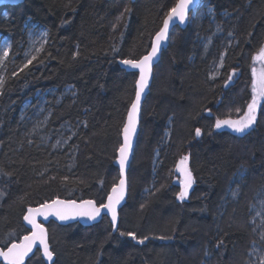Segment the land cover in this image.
<instances>
[{
  "label": "trees",
  "instance_id": "16d2710c",
  "mask_svg": "<svg viewBox=\"0 0 264 264\" xmlns=\"http://www.w3.org/2000/svg\"><path fill=\"white\" fill-rule=\"evenodd\" d=\"M176 1L26 0L0 8V38L10 43L0 87V249L28 234L22 218L29 207L56 199L104 202L117 182L112 164L137 78L117 64L148 52ZM201 5L211 16L195 21L194 12L186 29H173L153 70L118 231L112 235L106 218L90 228L49 223L53 264H246L255 242L249 209L264 188V99L243 135L216 132L214 123L239 119L251 102L253 57L264 46V0ZM26 21L47 35L37 59L20 71ZM37 95H46L48 115L35 135L20 112ZM59 133L68 142L57 151ZM184 156L195 182L180 202L182 180L174 170ZM240 171L237 198L228 201ZM119 231L148 239L134 245ZM41 262L35 253L26 264Z\"/></svg>",
  "mask_w": 264,
  "mask_h": 264
},
{
  "label": "snow or ice",
  "instance_id": "6c2138e0",
  "mask_svg": "<svg viewBox=\"0 0 264 264\" xmlns=\"http://www.w3.org/2000/svg\"><path fill=\"white\" fill-rule=\"evenodd\" d=\"M190 6L194 10H199L202 7L201 4L197 3V0H177L174 7H172L167 13L163 20V26L155 34L154 43L151 46V52L144 55L138 60L134 59H123L120 61L121 64L126 65L132 69L139 70V80L137 81V91L135 93V100L131 103L130 110L127 114V123L123 126V137L124 142L119 147V170L121 179L119 183L112 187L111 193L107 197V203H101L99 206L95 204L92 200L83 201L81 204H76L75 201L65 202L63 200H53L50 203L45 202L39 207H29L27 213L23 216L24 221L31 226L30 235H25L22 242L11 243L7 250H0V257H3L5 264H25V258L33 253V249L36 248V255L39 256L40 250L42 249V255L50 264L53 262V252L49 249L47 230L42 226L41 223L37 222V217H43L45 220L49 216H55L60 221L74 220L77 217L87 218L88 220H96L97 217L101 215V211L105 210L111 216V224L113 232L118 231L117 229V206L120 204L121 200L124 199L126 182L123 178L125 165L128 161L129 151L132 147L131 137L136 132V126L138 122V116L140 112L141 96L144 89L147 87L148 79L151 74L152 63L154 58L157 57V53L161 48L163 42L167 41L170 36V27L177 24L185 25L189 21L188 13ZM129 11V9H125ZM209 12L212 9L208 10ZM6 15V14H5ZM123 15V14H121ZM35 25L30 24L29 21L25 22V28L29 32L31 29L35 28ZM43 36L47 35L45 31L42 33ZM231 35V33H229ZM10 48V43L5 41L3 49L0 50V63L3 62L5 58L8 57ZM42 50V45L37 48V53ZM37 59L36 55H32L30 59L23 64L20 71H23L29 65ZM254 61L260 62V68L257 70L255 66L252 67V75L254 77L252 85V98L251 103L247 105V111L242 117L236 120L232 119H217L215 121L214 127L216 129H222L227 127L236 134L243 135L248 130L252 129L253 125L257 122V108L261 99H264V46H261L257 54L253 57ZM221 67H223V58H221ZM236 75L235 70H233L232 75L227 77L228 81L232 80V77ZM3 85V80L0 79V87ZM227 87V83L225 84ZM240 110L237 109V112ZM202 131L200 128L195 129V136L200 137ZM188 156H184L181 161V167L178 171L181 172L183 179L181 181V190L177 194V199L179 201H184L189 196V190L192 189L194 184V177L192 171L187 167ZM4 175H10L8 173H3ZM238 177L240 179L244 178V172H238ZM14 235V234H11ZM120 237H129L131 240L135 241L137 244H144L148 237L138 238L133 232L119 231ZM158 239H165V237H157ZM167 239H171L168 237ZM223 244L221 240L217 247ZM42 264V262H41Z\"/></svg>",
  "mask_w": 264,
  "mask_h": 264
},
{
  "label": "rangeland",
  "instance_id": "374dc122",
  "mask_svg": "<svg viewBox=\"0 0 264 264\" xmlns=\"http://www.w3.org/2000/svg\"><path fill=\"white\" fill-rule=\"evenodd\" d=\"M205 5L200 7V9L195 11V21H203L208 16H211L208 11V9L204 8ZM42 33H44L43 30L33 28L31 29V32L27 30V47L25 48V52L23 54V61H27V59H30L32 55H37V48H40L41 45L43 46L45 43L46 36H43ZM218 35V33H217ZM219 37V36H218ZM229 38V37H228ZM199 43L205 41L204 36H199L198 38ZM230 39V38H229ZM5 41H8L6 38H0V50L3 49ZM9 42V41H8ZM205 46H207V42H205ZM9 51V49H8ZM7 58L3 60L2 63H0V79L3 78V68H4V62ZM253 66L259 70L260 68V62L259 61H253ZM216 74V73H214ZM254 80V77H253ZM253 85V83H251ZM68 90H66L67 92ZM253 95V92H252ZM46 95L36 96L35 103L32 104H26L24 108L20 112V121L26 126V127H32L34 130L35 135H38L41 133L42 129H40V126L42 125V120L45 122L47 121V115H46V103L45 98ZM52 97V95L50 96ZM251 103V102H250ZM45 109V110H44ZM45 111V114H44ZM44 115V117H43ZM43 117V118H42ZM215 125V123H214ZM31 129V128H30ZM60 134V133H59ZM56 135V140H54L53 147L57 151L62 149L68 140L62 139V135L60 134ZM37 137V136H36ZM39 138V137H38ZM48 142L47 144L49 143ZM167 140V134L165 133V137L163 141ZM157 158L155 156L153 160V167H156L157 165ZM177 171V174L175 176H178V179L181 180L182 174L178 169H175L174 172ZM181 176V177H180ZM238 175L236 178L232 180L233 188L229 190L227 199L228 201H233L237 198L238 195V181H239ZM249 225L252 230V233L255 237V242L251 244L247 256L246 264H264V188H261L256 196L253 198V203L250 206L249 209Z\"/></svg>",
  "mask_w": 264,
  "mask_h": 264
},
{
  "label": "water",
  "instance_id": "95a60500",
  "mask_svg": "<svg viewBox=\"0 0 264 264\" xmlns=\"http://www.w3.org/2000/svg\"><path fill=\"white\" fill-rule=\"evenodd\" d=\"M26 0H0V8H4V7H17V6H20L22 5ZM106 1H110V0H106ZM131 3H134L135 0H130ZM177 2V1H176ZM201 0H197V3L200 4ZM176 4V3H175ZM175 6V5H174ZM173 6V7H174ZM195 10L190 6V10H189V13H188V17L194 12ZM166 17V16H165ZM164 20V19H163ZM163 20H162V23H161V26L160 28H162L163 26ZM188 22H186L185 25H179L178 22L175 26L173 27H170V32H169V36L172 32L173 29L177 28L179 30H184L186 29V27L188 26ZM154 40H155V35L154 37L152 38V41H151V45H150V48L148 50V53L151 52V46L152 44L154 43ZM169 45V39L165 42L162 43L161 45V48L160 50L158 51L157 53V57L154 58L153 60V63H152V69H151V74L149 76V79H148V84H147V87L144 89V92L142 93V96H141V103H140V112H139V116H138V122H137V126H136V132L135 134L131 137V144H132V147L129 151V156H128V161L125 165V170H124V176L123 178L125 179V182H126V187H125V193H124V199L121 200L120 204L117 206V213L119 214V211L123 208V206L125 205V201H126V198H127V192H128V183H127V176H128V172H129V169H130V166H131V163H132V159H133V155H134V151H135V147H136V143H137V139H138V136H139V130H140V118H141V111H142V107H143V104L148 96V93H149V88L151 86V83H152V78H153V70L154 68L156 67V65L159 63L160 59H161V55L162 53L167 49ZM145 54V55H146ZM118 68L120 71L126 73V74H136L137 78H136V81H135V85H134V94H133V98H132V101L131 103L135 100V93L137 91V81L139 80V70L138 69H132L126 65H123L121 64L120 62H118L117 64ZM131 103H130V106L126 112V115H125V118H124V122H123V126L124 124L127 123V114H128V111L130 110V107H131ZM123 126L121 128V134H120V139H121V143H120V146L123 144L124 142V137H123ZM214 130L216 132H221L222 130H227V127H224L222 129H216L214 127ZM195 138L197 139L198 137L195 136ZM119 146V147H120ZM119 149V148H118ZM119 151L117 150L116 152V158L112 164L113 168L116 170V173H117V182L115 185H117L119 183V180L121 179V175H120V170H119ZM174 174H177V171L174 172ZM181 177V176H180ZM183 179V177H181V180ZM112 189V188H111ZM111 189L109 190L105 200L103 203H107V197L108 195L111 193ZM65 202H72V201H65ZM83 202V201H82ZM82 202H76V204H81ZM182 202V201H180ZM50 203V202H49ZM39 207V206H38ZM27 213V210L25 212V214ZM24 214V215H25ZM103 218H106L110 227H111V232L112 234L115 233L113 232V228H112V224H111V216L110 214H108L105 210H102L101 211V215L99 217H97L96 220H88L87 218H81V217H77L76 219L74 220H68V221H60L58 220L55 216H49L47 220H45L43 217H37V222L38 223H41L43 227H46L49 223H54L58 226H61V227H66V226H70V225H79L80 227L82 228H90L92 226H95L97 225L98 223H100L102 221ZM118 222H119V218L117 217V227H118ZM22 225L23 227L28 231V234L27 235H30V229H31V226L27 224L26 221H24V219L22 218ZM46 229V228H45ZM24 237V236H23ZM23 237L18 241V242H15V243H20L22 242L23 240ZM133 244L134 245H137V243L135 241H133ZM49 243V242H48ZM10 245H8L7 247H10ZM7 247L4 248V249H0V250H7ZM49 249L51 250L50 246H49ZM36 253V248L33 249V253H30L28 257L25 258V264L35 255ZM40 259L41 261L43 262V264H50V262H48L46 260V258L43 257L42 255V249L40 250ZM54 263V257H53V262L52 264ZM0 264H5V261L3 260V257H0Z\"/></svg>",
  "mask_w": 264,
  "mask_h": 264
},
{
  "label": "flooded vegetation",
  "instance_id": "af4514ba",
  "mask_svg": "<svg viewBox=\"0 0 264 264\" xmlns=\"http://www.w3.org/2000/svg\"><path fill=\"white\" fill-rule=\"evenodd\" d=\"M225 131H230V132H232V130L231 129H229V128H227V130H225ZM176 177L178 178V176L176 175Z\"/></svg>",
  "mask_w": 264,
  "mask_h": 264
},
{
  "label": "bare ground",
  "instance_id": "6f19581e",
  "mask_svg": "<svg viewBox=\"0 0 264 264\" xmlns=\"http://www.w3.org/2000/svg\"><path fill=\"white\" fill-rule=\"evenodd\" d=\"M97 206H99V205H97ZM37 207H38V206H37ZM26 210H27V209H26ZM26 210H25V212H26ZM25 212H24V214H25ZM111 233H112V232H111ZM115 233H116V232H115ZM115 233H113V234H115ZM113 234H112V235H113Z\"/></svg>",
  "mask_w": 264,
  "mask_h": 264
}]
</instances>
